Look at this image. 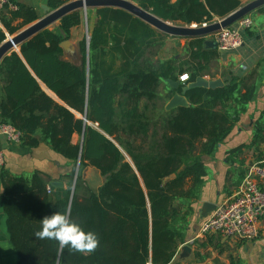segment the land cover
<instances>
[{
  "label": "trees",
  "instance_id": "trees-1",
  "mask_svg": "<svg viewBox=\"0 0 264 264\" xmlns=\"http://www.w3.org/2000/svg\"><path fill=\"white\" fill-rule=\"evenodd\" d=\"M69 1L48 0V5L56 10ZM132 1L166 21L189 26L213 23L242 6L240 0ZM83 14L77 10L65 16L57 28L25 42L21 54L12 52L0 65V124L21 133L23 148L45 142L73 165L64 175L67 185L61 195L48 191L51 177L46 173L26 177L1 169L0 203L18 264H55L57 242L34 235L40 220L54 211H70L100 241L90 255L65 248L62 264H174L205 184L204 157L215 152L246 113L257 89L255 72L232 76L223 87L193 88L186 93L189 107L163 114L161 83L185 72L191 81L209 74L221 52L207 47L206 38H197L189 39L185 60L156 59V48L167 35L124 10L101 8L90 31L89 67L85 38L80 42L83 62L76 65L64 58L62 43L83 24ZM91 14L86 21H92ZM39 19L33 7L9 0L0 15L6 29H0V44ZM170 88L168 98L182 92ZM257 128L249 145L228 152L227 161L241 167L229 171L228 193L244 178V149L257 152L258 161L264 159V127ZM75 135L80 136L77 143ZM88 166L105 181L97 190L79 193Z\"/></svg>",
  "mask_w": 264,
  "mask_h": 264
},
{
  "label": "crops",
  "instance_id": "crops-1",
  "mask_svg": "<svg viewBox=\"0 0 264 264\" xmlns=\"http://www.w3.org/2000/svg\"><path fill=\"white\" fill-rule=\"evenodd\" d=\"M15 1L16 3L33 7L40 18L46 16L48 12L51 11L48 0ZM240 1L242 2V6H244L254 0ZM96 10L97 9L89 10L92 11V20L96 18ZM249 16L252 18L254 25L251 29H248L250 31L246 30L247 32L245 31L243 33V46L233 52H221L219 64L222 65V70L225 72L221 71L223 73L216 74L215 76L206 74L204 77L208 80L221 78L225 81L231 79L232 76H248L255 72L257 85L255 98L248 104L246 113L242 114L239 121L235 123L227 139L216 148L212 155L204 157L207 167L205 184L202 188L200 199L193 204L194 213L189 218L185 242L180 246L174 259V264H232L231 257H233L234 264H264V218H262L261 221L260 236L253 241H242L239 239H230L227 241L221 239L219 241V234H211L205 237L200 236L201 226L206 219L201 216L203 203L212 202L218 205L229 195H232L236 189V186L230 187L229 190L232 192L228 193L227 175L229 171L233 169L241 170V167L238 164L235 166L231 165L227 161L228 152L238 147L249 145L253 140L255 130L258 129L257 127L259 125L264 127V13L257 10ZM78 28L79 27L72 29V35L69 40L71 43L69 45L71 50L64 48L65 59L76 65H79V63L70 59L69 54L76 55L79 53L78 44H80L81 39L78 38ZM0 29L6 32V29L1 23ZM165 38L163 43H159L160 49L156 59L169 60L175 57L178 59L180 57L179 50L186 49L185 47L188 45L189 40L168 35ZM175 44H180V47L178 49L173 47L170 51L172 54L165 55L163 52L165 46H175ZM187 57L186 55V58ZM180 75L181 74L177 76L178 80ZM180 83L183 85L182 82ZM159 92L160 95H162V92L169 95L171 93L170 84L167 81H163L160 85ZM171 98H168L167 104ZM167 104L164 107L163 114H167L171 111L166 108ZM77 138L78 135H75L73 140L76 142ZM0 148L5 154L6 162L2 170H7L13 175H23L26 177L31 176L35 171L46 173L51 177L49 186L52 187V193L54 195H61L63 193V189L67 185V180L64 178V175L72 172L73 165L63 156L54 152L45 142H41L36 148L25 149L20 142L11 141L8 137L0 133ZM245 150L247 149H244V155ZM246 152H251V157L253 158L251 161L257 160V152L249 149ZM244 155L241 158L245 160L246 167L251 161L249 162L248 155L247 159ZM236 170H234V172L239 173ZM235 173L233 175H235ZM99 174L100 172L96 168L90 166L87 167L84 179L89 180L92 175L99 176ZM235 179L236 176L234 177V180ZM53 182L61 183L62 187L53 186ZM1 191L2 186L0 183V193ZM214 237L215 240L213 239ZM204 243H206L207 246H203ZM232 248H236L235 254ZM0 264H18V256L10 241V235L7 229V215L1 203Z\"/></svg>",
  "mask_w": 264,
  "mask_h": 264
},
{
  "label": "water",
  "instance_id": "water-1",
  "mask_svg": "<svg viewBox=\"0 0 264 264\" xmlns=\"http://www.w3.org/2000/svg\"><path fill=\"white\" fill-rule=\"evenodd\" d=\"M264 7V0H254L242 7H240L235 12L229 14L225 18L215 21L207 25H201L200 27L196 25H175L172 22L166 21L149 10H146L139 6L132 0H71L56 10H51L48 14L36 22L25 27L19 31L15 36L7 37V39L0 44V65L4 58L10 55L12 52H17L21 54V46L25 42L31 40L33 37L41 33L42 31L51 28V26L60 23V21L70 13L80 10L83 11L87 16L90 9H101V8H115L121 9L136 18H139L143 22L147 23L159 32L166 34L168 36L181 38V39H197L206 38V45L209 48H217V44L213 39H210L222 29L231 27L235 25L238 21L251 15L254 11L259 10ZM70 41L67 40L62 43V47L66 48L70 45ZM89 45L90 36L87 37V67H89ZM19 47V50L17 48ZM65 53V51H64ZM167 82L174 89L181 87L182 92L176 93L166 108L172 110L177 107H189L190 102L186 97V93L193 88H210L215 89L218 87H223L225 85L223 79L208 80L204 76H199L194 81H190L187 84L181 85L179 80L168 79ZM43 89L52 96L57 102L67 106L62 100H60L56 95L55 97L51 95L50 91L44 84H42ZM68 107V106H67ZM84 138V137H83ZM90 167V166H88ZM80 169V160L77 164L76 176L72 188V197L76 189L78 173ZM87 167L83 172V177L85 178ZM55 187H62L61 183H52ZM217 208L216 203L204 202L201 209L202 218H207L211 213H213Z\"/></svg>",
  "mask_w": 264,
  "mask_h": 264
},
{
  "label": "built area",
  "instance_id": "built-area-1",
  "mask_svg": "<svg viewBox=\"0 0 264 264\" xmlns=\"http://www.w3.org/2000/svg\"><path fill=\"white\" fill-rule=\"evenodd\" d=\"M7 4L9 0H0V15ZM10 9L16 10L17 6L10 4ZM253 25L252 18L247 16L235 25L222 29L212 37L217 49L222 53L240 49L244 44L243 33ZM179 80L187 84L191 81V76L185 72L179 76ZM0 133L11 141L21 142V133L10 124H0ZM5 163V154L0 148V169ZM48 191L51 193V186H48ZM262 218H264V159L251 161L245 167L240 185L205 219L200 236L219 234L226 239L253 241L260 236Z\"/></svg>",
  "mask_w": 264,
  "mask_h": 264
},
{
  "label": "clouds",
  "instance_id": "clouds-1",
  "mask_svg": "<svg viewBox=\"0 0 264 264\" xmlns=\"http://www.w3.org/2000/svg\"><path fill=\"white\" fill-rule=\"evenodd\" d=\"M41 229L34 233L40 240H54L58 244L55 264H62L60 257L64 249L70 252L90 255L99 247V238L92 231H84L72 218L70 211L64 213L54 211L41 220Z\"/></svg>",
  "mask_w": 264,
  "mask_h": 264
},
{
  "label": "rangeland",
  "instance_id": "rangeland-1",
  "mask_svg": "<svg viewBox=\"0 0 264 264\" xmlns=\"http://www.w3.org/2000/svg\"><path fill=\"white\" fill-rule=\"evenodd\" d=\"M84 13V12H83ZM84 16H85V14H83ZM88 15V14H87ZM90 17V16H89ZM95 19L94 20H92V21H86V16H85V20L83 21V24L81 25V26H79V28H78V30H77V33H78V38L79 39H81V41L85 38V39H87V37H89V36H91L90 35V31H91V29H92V27H93V24H94V22H96V20H97V16L95 15ZM220 20V19H219ZM218 20V21H219ZM175 24V23H174ZM175 25H180V24H175ZM198 27H200L199 25H197ZM58 27V24H55V25H53V26H51V29H54V28H57ZM16 35V34H15ZM15 35H11V36H15ZM75 35H76V33H75ZM8 37H10V35L8 36ZM166 39V38H165ZM210 39H213V38H210ZM70 40V39H69ZM163 45H165V44H163ZM163 45H162V47H163ZM78 47H79V53H77L76 55L75 54H69V57H70V59H72V60H74V61H76L77 63H79V65H81L82 64V62H83V56H82V51H81V48H80V44H78ZM161 47V46H160ZM173 47H175L176 49H178L179 47H180V44H175V46L173 45V46H165V48H164V50H163V52L165 53V55H171L172 54V52H170L171 51V49L173 48ZM67 48V50L69 49V50H71V47L70 46H68V47H66ZM160 48L158 47V48H156V50L158 51ZM169 51V52H168ZM179 52H180V57L178 58V59H181V60H183V59H185L186 58V55H187V51L184 49V50H179ZM72 53V52H71ZM178 53V52H177ZM64 56H65V53H64ZM65 58V57H64ZM77 58V59H76ZM187 67V66H186ZM223 68H222V65L221 64H219V62H215V63H213L212 65H211V67H210V69L208 70V73H209V75H211V76H215L216 74H219V73H223V72H225L224 70H222ZM221 71H223V72H221ZM190 74V73H189ZM162 95H160L161 96V99H160V103H159V106H161L162 107V105L163 106H165L166 104H167V102H168V95L167 94H165V93H161ZM157 116H159L157 113H156V116H154V118L155 119H157ZM80 141V136H78V138H77V140H76V143L77 142H79ZM247 150H245V158L247 159V155L249 156V162L253 159L252 157H251V152H246ZM124 155H126L125 153H124ZM127 159L130 161V158L127 156ZM85 170V169H84ZM84 170H83V172H84ZM83 172H82V175H83ZM83 185H82V188H80L79 189V193H83V192H85V189L86 188H91V189H95V190H97L103 183H104V181H105V179H104V177H102L100 174H99V176L98 175H95V176H93L92 175V177H90V179L89 180H85L84 179V177H83ZM219 237H221V239H225L226 241L227 240H230V239H226V238H224V237H222L221 235H219ZM232 250H233V252H234V254H235V250H236V248H232Z\"/></svg>",
  "mask_w": 264,
  "mask_h": 264
},
{
  "label": "bare ground",
  "instance_id": "bare-ground-1",
  "mask_svg": "<svg viewBox=\"0 0 264 264\" xmlns=\"http://www.w3.org/2000/svg\"><path fill=\"white\" fill-rule=\"evenodd\" d=\"M17 50H19V47L17 48ZM51 95H53L55 97V94L54 93H50Z\"/></svg>",
  "mask_w": 264,
  "mask_h": 264
}]
</instances>
